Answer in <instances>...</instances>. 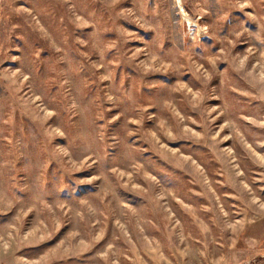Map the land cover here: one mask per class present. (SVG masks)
<instances>
[{
    "label": "rangeland",
    "instance_id": "1",
    "mask_svg": "<svg viewBox=\"0 0 264 264\" xmlns=\"http://www.w3.org/2000/svg\"><path fill=\"white\" fill-rule=\"evenodd\" d=\"M0 264H264V0H0Z\"/></svg>",
    "mask_w": 264,
    "mask_h": 264
}]
</instances>
